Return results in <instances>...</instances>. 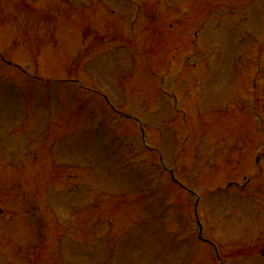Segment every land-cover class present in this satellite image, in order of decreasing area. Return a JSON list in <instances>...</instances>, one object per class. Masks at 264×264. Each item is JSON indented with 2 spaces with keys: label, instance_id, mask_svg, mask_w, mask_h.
Listing matches in <instances>:
<instances>
[{
  "label": "rangeland",
  "instance_id": "obj_1",
  "mask_svg": "<svg viewBox=\"0 0 264 264\" xmlns=\"http://www.w3.org/2000/svg\"><path fill=\"white\" fill-rule=\"evenodd\" d=\"M88 1L0 0V51L31 75L29 79L10 71L13 81L8 74L0 73V135L5 138L0 143V162L5 161L2 158L11 162L16 154L13 149H22L24 144L27 149L30 146L29 151L35 150L23 163L18 162L20 166L9 168L5 161L0 168V201L6 203L0 214V264H99L105 259L112 264H218L210 258L208 244L194 242L193 238L185 240L189 241L188 248L174 246V240L163 232L175 223L169 213L162 217L164 196L169 195L170 205L172 198L186 194L174 196L176 188L156 156L155 167L139 163L138 152L141 159H152L142 149L139 131H127L130 127L125 125L126 119L119 117L123 114L93 98L98 97L99 90L106 92L114 108L146 127V140L159 150L167 167L176 170L178 184L201 188L196 190L201 197L199 218L206 236L215 240L217 247L232 242L237 226L245 224L244 220L255 221L258 230L261 224L264 228V199L254 203L253 196L243 201L238 196L264 195V176L254 182L249 178L245 190L239 186L228 192L226 181L235 175L221 158L226 153L235 165L243 160L249 166L252 150L258 149V132L252 130L245 91L252 81L245 70L247 59L241 53L246 46L259 44L251 43L253 37L264 41V0ZM51 13L55 16L49 18ZM84 28L88 30L82 40ZM131 31L138 33L136 43ZM135 44L140 52L134 50ZM36 52L41 55L37 57ZM255 67L264 70V64L256 63ZM19 76L24 80L17 81ZM74 80L84 87L77 96ZM47 85L50 93L46 92ZM162 87L169 96L159 93ZM162 97L164 103L160 102ZM260 103L264 106V90ZM260 103H255L258 108ZM175 104L177 109L173 108ZM163 105L165 108L159 111L157 106ZM11 127L21 133L11 134ZM183 127L192 128L191 144L186 150L179 149L190 134L183 139L187 132ZM102 133L116 137L113 146L104 144ZM132 134L134 138L129 136ZM52 139L58 173L52 170L53 161L44 151ZM41 147L43 152L36 154ZM183 150L182 161L192 169L186 181L178 156ZM120 157L129 165L135 164L129 168ZM217 160L222 171L210 169L218 165ZM252 163L255 166V161ZM152 177L156 180L155 190L149 181ZM240 177L241 173L236 177L239 183ZM51 185L53 188H46ZM221 187L222 192L213 191ZM44 188L47 194L56 188L66 191L55 196L54 204L66 206L67 212V195H75L76 206L88 204L97 218L103 213L98 224L102 230H87L79 222L81 210L69 211L75 230L70 224H62L67 217L53 210L51 202L46 204L48 199L41 195ZM145 189L151 193L148 198L140 195ZM25 195H36V210L27 216L21 206L16 208L14 204ZM152 195L150 201L155 207L147 208ZM186 196L184 209L193 211L192 196ZM26 200L30 206L31 196ZM257 202L262 208L258 214L253 210ZM120 211L123 230L115 221ZM187 216L193 219L190 212ZM110 224H114L116 235L112 230L105 231ZM58 227L66 229L60 231L66 239H61L59 259ZM102 231L109 238L99 249L97 241ZM257 235L250 238V244L243 233L236 237L239 243L253 245L259 240ZM261 236L264 238V234ZM16 237L21 239L19 244H10ZM195 246L197 256L193 257L189 253L195 252ZM247 249L244 256L254 253ZM110 253L111 259H107ZM261 257L244 264H264ZM228 260L223 259V264Z\"/></svg>",
  "mask_w": 264,
  "mask_h": 264
}]
</instances>
